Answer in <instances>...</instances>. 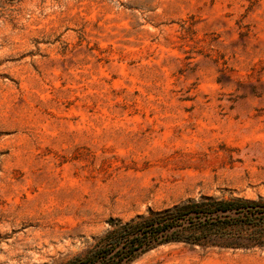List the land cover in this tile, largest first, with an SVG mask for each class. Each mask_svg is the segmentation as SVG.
I'll list each match as a JSON object with an SVG mask.
<instances>
[{
	"label": "rangeland",
	"instance_id": "obj_1",
	"mask_svg": "<svg viewBox=\"0 0 264 264\" xmlns=\"http://www.w3.org/2000/svg\"><path fill=\"white\" fill-rule=\"evenodd\" d=\"M206 197L264 199V0H0V264ZM201 242L128 264H264Z\"/></svg>",
	"mask_w": 264,
	"mask_h": 264
},
{
	"label": "trees",
	"instance_id": "obj_2",
	"mask_svg": "<svg viewBox=\"0 0 264 264\" xmlns=\"http://www.w3.org/2000/svg\"><path fill=\"white\" fill-rule=\"evenodd\" d=\"M110 224L95 250L67 264H128L158 244L212 236L226 247L264 248V199L206 197Z\"/></svg>",
	"mask_w": 264,
	"mask_h": 264
}]
</instances>
